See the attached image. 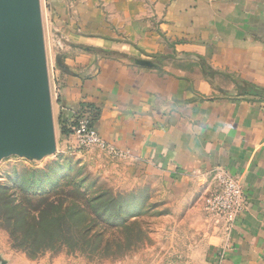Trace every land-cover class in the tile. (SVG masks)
Listing matches in <instances>:
<instances>
[{
    "label": "crops",
    "instance_id": "obj_1",
    "mask_svg": "<svg viewBox=\"0 0 264 264\" xmlns=\"http://www.w3.org/2000/svg\"><path fill=\"white\" fill-rule=\"evenodd\" d=\"M59 1L56 24L94 45L80 46L91 53L80 64L65 62L72 73L54 71L67 119L92 110L132 180L180 189L195 178L209 189L224 168L247 209L227 233L197 207L203 264H264V0Z\"/></svg>",
    "mask_w": 264,
    "mask_h": 264
},
{
    "label": "rangeland",
    "instance_id": "obj_2",
    "mask_svg": "<svg viewBox=\"0 0 264 264\" xmlns=\"http://www.w3.org/2000/svg\"><path fill=\"white\" fill-rule=\"evenodd\" d=\"M39 4L55 148L37 157L14 153L0 158V264H203L205 227L195 211L199 206L200 215L205 213L207 181L192 178L179 189L157 176L132 180L122 164L126 153L116 157L80 148L72 132L62 134V129L71 130L75 119H67L62 105L57 106L55 86L60 79L54 71L72 73L77 67L65 62L80 64L82 56L91 54L81 47L94 45L74 37L71 26L56 24L51 15L54 0H39ZM69 13L74 18L76 13ZM72 189L84 197L104 194L117 202L108 215L103 214L107 207L98 209L96 224L75 248L57 245L31 257L14 246L4 223L8 218L17 217L22 224L29 218L25 209L36 214L41 200L58 199L64 193L72 196L76 194Z\"/></svg>",
    "mask_w": 264,
    "mask_h": 264
},
{
    "label": "water",
    "instance_id": "obj_3",
    "mask_svg": "<svg viewBox=\"0 0 264 264\" xmlns=\"http://www.w3.org/2000/svg\"><path fill=\"white\" fill-rule=\"evenodd\" d=\"M54 148L39 0H0V158Z\"/></svg>",
    "mask_w": 264,
    "mask_h": 264
},
{
    "label": "trees",
    "instance_id": "obj_4",
    "mask_svg": "<svg viewBox=\"0 0 264 264\" xmlns=\"http://www.w3.org/2000/svg\"><path fill=\"white\" fill-rule=\"evenodd\" d=\"M60 69L64 67L60 66ZM90 111L92 122L95 114ZM70 132L72 130L62 129V134ZM71 191L76 194L68 196L64 193L58 199L41 200L36 206V214L25 209L29 218L22 224H19L17 217L8 218L4 223L14 246L31 257L52 251L57 245L75 248L81 236H87L86 231L92 227V224H96L98 209L107 207L103 214L108 215L111 205L117 202L104 194L84 197L77 189ZM104 220H108V216L104 217ZM83 223L88 224L83 227Z\"/></svg>",
    "mask_w": 264,
    "mask_h": 264
},
{
    "label": "built area",
    "instance_id": "obj_5",
    "mask_svg": "<svg viewBox=\"0 0 264 264\" xmlns=\"http://www.w3.org/2000/svg\"><path fill=\"white\" fill-rule=\"evenodd\" d=\"M75 124L71 128L76 137L78 147L84 149H97L112 156H125V152L104 140L92 127L90 112L85 108L73 112ZM210 188L205 197V213L217 225H221L228 233L235 219L247 209V202L240 182L233 178L224 168L217 167L212 170Z\"/></svg>",
    "mask_w": 264,
    "mask_h": 264
}]
</instances>
